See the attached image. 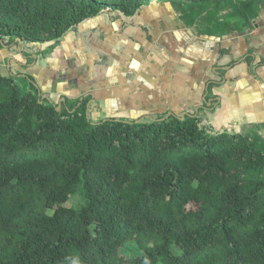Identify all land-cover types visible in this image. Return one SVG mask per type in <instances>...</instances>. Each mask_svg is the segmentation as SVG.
Instances as JSON below:
<instances>
[{
  "label": "trees",
  "instance_id": "obj_1",
  "mask_svg": "<svg viewBox=\"0 0 264 264\" xmlns=\"http://www.w3.org/2000/svg\"><path fill=\"white\" fill-rule=\"evenodd\" d=\"M259 1L0 0V49L30 66L23 45L48 56L94 18L147 31L137 20L153 2L229 37ZM89 100L55 102L0 72V264H264V138L189 114L95 120ZM75 194L83 204L67 207ZM127 241L140 253L124 255Z\"/></svg>",
  "mask_w": 264,
  "mask_h": 264
},
{
  "label": "crops",
  "instance_id": "obj_2",
  "mask_svg": "<svg viewBox=\"0 0 264 264\" xmlns=\"http://www.w3.org/2000/svg\"><path fill=\"white\" fill-rule=\"evenodd\" d=\"M160 4L164 7V3L153 2L138 16L137 24H143L147 31L135 25L120 32L116 21L98 17L68 34L73 40H79L76 54H72L75 58L57 56L61 47H67L63 41L44 57L36 55L34 48L30 49V54L36 56L30 66L22 67L24 60L14 58L5 66L11 73H25L30 77L31 71L36 76L40 74L38 79L43 85L34 81L50 96L51 88L64 89L69 95L60 96L58 101L89 96L91 112L98 102L96 89L109 113L100 118L94 116L95 120L189 114L200 116L214 129L241 133H247L248 127L264 124V0L256 4L258 16L250 29L218 37L211 47L203 49L182 47L184 40L176 31L179 19L167 15L166 8ZM165 23L171 32L162 27ZM67 50L70 52V47ZM7 51H13V47L0 49L1 59ZM18 52L19 49L13 54ZM122 54L125 63L120 61ZM126 63H130L133 71L126 69L130 71V79L123 90L109 88V81L103 75L116 67L126 75L123 70ZM0 72L5 74L1 69ZM100 87L103 89L98 90ZM123 110L127 113L116 114Z\"/></svg>",
  "mask_w": 264,
  "mask_h": 264
},
{
  "label": "rangeland",
  "instance_id": "obj_3",
  "mask_svg": "<svg viewBox=\"0 0 264 264\" xmlns=\"http://www.w3.org/2000/svg\"><path fill=\"white\" fill-rule=\"evenodd\" d=\"M160 3H164V7L162 6V4H160V6L163 8H166L167 15L171 16L174 19L176 17H177V19H179V23H176V26L178 27V29L176 31L180 34L179 38L184 40L182 47L187 48V47L195 46V47H200L201 49H203V47H211L213 42L218 41L217 36H212L209 34V32H207V30H210L213 28V26L215 25V23H214L215 21L208 20L203 13H200V15H198V17H196L193 22L188 24L185 22L186 19H184L182 17L184 15L186 16L187 11L185 9V5L177 6V8L174 9L167 2H160ZM162 27L165 30H168L169 32L172 31L169 28L167 23H165V25H162ZM156 35H157V32H156ZM73 39L74 38L72 36H69V35L65 38L64 41H65V44L67 47H64V46L61 47L60 49H62V50L61 51L59 50L57 56L61 55L63 58H65V57L66 58L67 57L68 58L69 57L75 58L74 56H72V54H76V51H77L76 49L79 46V40L76 41ZM67 43L70 46H68ZM36 47L38 49H40L39 46H36ZM68 47H70V52H68V50H67ZM6 49H8V48H6ZM63 49H64V52H63ZM15 50L17 51L18 47H13V51H7V53H4L5 56L3 57V59L0 58V69L5 74H10L9 70L5 66L7 64V62H9L10 58L17 59L18 61L19 60L21 61V59H23L24 61L22 62V67L24 66L23 64H27L26 59L22 58V56L20 55L19 52L17 53V55H14L16 53ZM22 50L28 54L30 53V48H28L26 45L22 46ZM128 53L129 54H127V55L132 57L131 52H128ZM163 53H167V52L164 51ZM9 55H12V56L14 55V56L9 57ZM119 56H120V61L125 63L126 58L124 57V55L122 54ZM234 57H230L229 59H233ZM28 62H30V60H28ZM24 67H27V66L25 65ZM127 68H129L130 71H133L130 67V63H128V64L126 63V67L123 70H126ZM119 69L116 67L111 72H109V74H104V75L102 74V75H103V77H106L107 80L109 81V85H108L109 88H116V90L122 91L123 86L125 85V83H127V80L130 79V71L126 70V72H127L126 75H123V71L121 70L120 67H119ZM27 71L30 72L28 69H27ZM31 75H32L33 79L40 86L43 85V84H40L41 82L38 79V77L41 76L40 74H39V76H36V73L31 71ZM101 89H103V88L102 87L98 88V90H101ZM93 90H94V88H93ZM50 92L52 93V95L51 96L49 95V96L54 101H58L60 96L69 95L66 91H64V89L61 91H58L55 88H51ZM95 95L97 96L96 100L98 102L95 105L94 112H91L93 119H94V116H95V118H100V117L106 116L109 113V111L107 110V107L104 103L102 95L99 94V96H98V91H96V89H95ZM117 96H121V94H119ZM111 113L113 114L112 111H111ZM124 113H127V112L124 110L121 111L120 113L116 112V114H119V115L124 114ZM132 114H136V112H134ZM245 131L249 134H253V135L255 134L256 136H260L261 138H264V124L258 125L257 127H248V128H246ZM82 204L83 203H82V200H81V197L79 196V194L72 195L66 203L67 207H70V208H79L80 205H82ZM122 253L126 256H133L135 254H139L140 250L133 241H127L123 245Z\"/></svg>",
  "mask_w": 264,
  "mask_h": 264
},
{
  "label": "water",
  "instance_id": "obj_4",
  "mask_svg": "<svg viewBox=\"0 0 264 264\" xmlns=\"http://www.w3.org/2000/svg\"><path fill=\"white\" fill-rule=\"evenodd\" d=\"M37 46H40V43L39 42H36Z\"/></svg>",
  "mask_w": 264,
  "mask_h": 264
}]
</instances>
